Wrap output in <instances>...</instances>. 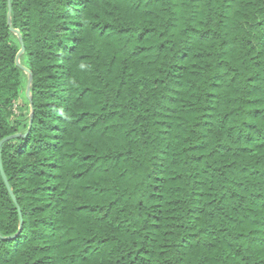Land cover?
I'll use <instances>...</instances> for the list:
<instances>
[{"label": "trees", "instance_id": "trees-1", "mask_svg": "<svg viewBox=\"0 0 264 264\" xmlns=\"http://www.w3.org/2000/svg\"><path fill=\"white\" fill-rule=\"evenodd\" d=\"M15 134L0 264H264V0H0Z\"/></svg>", "mask_w": 264, "mask_h": 264}, {"label": "water", "instance_id": "water-1", "mask_svg": "<svg viewBox=\"0 0 264 264\" xmlns=\"http://www.w3.org/2000/svg\"><path fill=\"white\" fill-rule=\"evenodd\" d=\"M8 16H9V18H8V25H10V12L8 13ZM14 32H15L16 34H18L17 31H14ZM22 51H23V50H22ZM22 51H21V52H22ZM19 55H20V54H19ZM19 55L17 56V62H16V63H17V66H20L19 61H18ZM30 83H31V76H30V74H29V77H28V86H27V89H26V93H27V96H28V97H30ZM19 136H20V134H15V135H12V136H9V137H6V138L2 139V140L0 141V148H1V145H2L4 142L8 141V140L11 139V138L19 137ZM0 170H1V174H2V176H3V179H4V181H5L6 187H7L8 191H9L10 195L12 196L13 200L15 201V198H14V196H13L11 190H10V187H9V185H8L7 179H6L5 175H4V172L2 171L1 164H0ZM21 227H22V220H20V229H21Z\"/></svg>", "mask_w": 264, "mask_h": 264}]
</instances>
